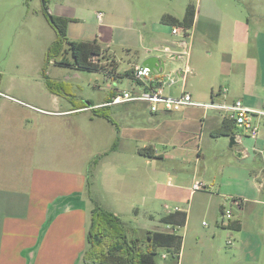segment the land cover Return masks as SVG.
Returning a JSON list of instances; mask_svg holds the SVG:
<instances>
[{"label":"rangeland","instance_id":"obj_1","mask_svg":"<svg viewBox=\"0 0 264 264\" xmlns=\"http://www.w3.org/2000/svg\"><path fill=\"white\" fill-rule=\"evenodd\" d=\"M217 2L224 7L226 0ZM189 3L195 4L198 11L202 7L203 15L205 9L211 6L209 0H0V69L7 70V75L15 72L19 76L20 84L26 88L22 98L34 105L50 110L89 105V110H74L68 117L76 119L73 130L75 145L80 129L84 134V143L88 141L81 154L84 159L88 157L86 171L91 195L94 193L101 197L104 203H109L107 183L111 184L119 178L115 175L117 162L114 158L118 156L119 161L130 160L136 145L154 143L166 158L158 156L154 159L153 189L148 192L147 200L139 202L138 214L126 211L122 219L131 230L139 228L142 238H145L144 228H162L164 224L160 217L179 206L188 212L186 226L179 228L184 235L185 263L212 264L217 262L218 256L226 258L224 251L232 250L236 244L234 235L237 230L226 228L230 220L225 217L222 207L231 209L234 219L241 215L239 207L232 203L234 197L251 193L264 199V186L257 191L255 185L264 180L262 166L238 156V144L231 147L230 136L213 137L202 107L186 112L183 108L157 114H152L142 101L94 107V104L107 102L115 89L124 90L132 86V80L125 75V71L133 68L136 59L126 53V47H133L132 43L139 40L186 39L184 30L179 36L173 35L172 26L163 24L161 17L170 13L183 18ZM45 5L53 16L76 19L70 29L68 27V37L82 41L93 40L97 36L99 40L111 41L114 52L103 49V57L96 59L100 58L101 62L116 59L118 71L123 75L110 78L100 70L59 65L56 54L49 57V48L58 34ZM99 12L102 13V20L98 17ZM247 15L251 19V40H255V27L258 25L264 30V16L256 22V14ZM203 29L205 27L201 23L190 32L193 36L195 34L196 40H200ZM208 29L216 32L211 27ZM191 36L187 40H191ZM66 55L72 60L70 52ZM203 57H206L205 52L198 49L191 55L193 70L187 79V89L193 92L194 99L207 102L212 100L208 76L214 73L221 60L215 54L214 58H209L211 60L203 61L207 65L203 67L205 77L201 78L199 67ZM138 62L142 64L144 59L140 57ZM182 67L183 59H166L167 74L177 76ZM226 69L239 72L236 63ZM9 81L6 77L5 84ZM218 86H213L214 93L218 91ZM172 91L176 93L177 86ZM52 95L56 97L55 102ZM124 105H131L133 110L127 111L124 107L129 106ZM96 109L108 112L110 119L96 115ZM221 114L217 109L206 112V115L219 118ZM85 135L87 138H84ZM115 142H118L122 152L114 153L112 146ZM103 149L110 155H100ZM136 156L139 159H131L132 164L145 166L141 164V157ZM119 161L118 168L129 164ZM141 177L138 168V183ZM195 182L202 183V188L194 189ZM260 212L263 216L261 224L264 225V211ZM229 238L234 240L233 245L227 244ZM157 260L170 264H178L179 261L177 257L163 258L161 254Z\"/></svg>","mask_w":264,"mask_h":264},{"label":"crops","instance_id":"obj_2","mask_svg":"<svg viewBox=\"0 0 264 264\" xmlns=\"http://www.w3.org/2000/svg\"><path fill=\"white\" fill-rule=\"evenodd\" d=\"M209 1L211 6L205 9L204 15L202 7L196 11L191 29L194 31L202 23L205 29L199 36L200 40H196L195 34L193 36L189 31L185 34L186 39L139 40L138 43H132L135 49L126 47V53L136 59L134 66L141 65L138 62L140 57L145 61L153 55L164 60L166 65L167 58L177 59V53L186 49L181 44L182 40H186L190 57L197 49L206 54V57L201 58L199 67L201 78L205 77L203 67L207 63L204 62L214 58L215 54L221 60L214 68V73L208 76L212 99H241L251 108L264 110V30L257 25L255 40H251V19L247 15L256 14V22L264 16V0H226L224 7L219 6L217 0ZM74 22L76 19L70 18L69 29ZM210 27L216 32L209 31ZM226 28L230 32L225 31ZM173 35L179 36L181 32ZM189 36L191 40H187ZM69 38L75 40L74 37ZM82 41H97L103 49L113 51L111 41L99 40L97 36L93 40ZM162 46H169L172 54L163 52ZM233 63L237 64L239 72L226 71ZM0 72V264H84L94 206L114 212L121 218L126 211L138 214L139 202L147 200L148 192L153 189L154 159L158 156L166 158V155L161 154L154 143H147L136 145L131 158L139 159L136 156L139 155L141 164L145 166H136L131 159H126L121 161L129 164L118 168L120 159L116 156L114 171L119 178L111 184L107 183L109 203H104L93 192L91 195V183L86 171L88 157L84 159L81 154L88 141L84 143V134L80 129L75 145L73 130L76 119L68 117L74 110H89V105L57 110L39 107L22 98L26 88L20 84L15 72L7 75V70L3 68ZM177 73L181 74V68ZM6 77L10 79L8 84H5ZM216 84L219 85L218 91L214 93L213 86ZM222 88L227 90L222 91ZM52 96L55 102L56 97ZM104 103L94 104V107ZM124 106H129L124 107L127 111L133 110L131 105ZM192 108H185L184 112ZM147 109L150 111L148 105ZM207 111L204 109L203 116L205 119L208 117L211 132L222 123L224 114L219 118L206 115ZM160 112L167 111L151 113ZM236 129L241 135V140L236 143L237 155L251 159L253 163L258 162L264 172V128L256 137L244 128ZM147 146L155 149V156L139 152L140 148ZM105 150L99 154H108ZM120 152L121 147L118 145L114 153ZM138 168L142 175L139 183L136 178ZM255 185L256 190L260 191L264 180ZM249 194L241 193V215L233 219L241 222L240 229H235L234 248L224 251L226 258L218 256L217 262L212 264H264V225L261 224L263 216L260 212L264 211V199ZM176 209L182 208L175 206ZM166 228L164 225L158 230ZM133 229H137L138 235L142 237L139 228ZM144 230L146 236L148 229ZM233 244L234 240L228 245ZM184 252L182 247L178 264H186Z\"/></svg>","mask_w":264,"mask_h":264},{"label":"trees","instance_id":"obj_3","mask_svg":"<svg viewBox=\"0 0 264 264\" xmlns=\"http://www.w3.org/2000/svg\"><path fill=\"white\" fill-rule=\"evenodd\" d=\"M45 10L50 16L51 23L57 31L58 37L49 48L48 56L57 55L59 65H74L79 69L100 70L107 77H121L116 59H107L101 62L104 50L97 41H78L68 37V24L70 18L66 16H53L48 7ZM196 5L189 3L183 18L170 13L164 14L161 21L165 24L180 26L185 34L192 29L196 16ZM70 52L72 60L66 55ZM131 69L125 75H131ZM2 73H0V82ZM110 99L108 97L107 101ZM86 106V105H85ZM96 115L110 119L108 112L95 110ZM237 125L234 119L224 117L222 123L211 131L213 137L231 136L236 133ZM115 142L112 149H116ZM141 154L155 156L152 146L139 149ZM222 207V211H223ZM160 221L166 225V230H148L145 238L138 235L137 229L131 230L129 225L116 213L95 205L91 211V224L88 234L89 246L84 253V264H170L159 262L157 256L164 250L170 256L179 259L184 235L179 232L188 221V212L176 209L163 214ZM230 228L240 229L241 222L234 220L228 224ZM145 245V247H144Z\"/></svg>","mask_w":264,"mask_h":264},{"label":"built area","instance_id":"obj_4","mask_svg":"<svg viewBox=\"0 0 264 264\" xmlns=\"http://www.w3.org/2000/svg\"><path fill=\"white\" fill-rule=\"evenodd\" d=\"M102 20V13H98ZM183 30L180 26H173L172 33L178 34ZM181 44L186 47L183 52H178L177 57L184 60V67L181 68L180 75L166 73V67H160L158 70L148 65H135L132 68L131 75L132 86L128 89H115L110 95V99L105 102L106 105H116L133 101H142L148 105L151 112L159 111L175 112L187 107H202L205 110L217 109L224 114V117L234 119L237 127L244 128L248 133L256 137L264 125V110L251 108L244 104L241 99L232 101H211L203 102L194 99L192 92L187 89V79L192 72L189 66V48L186 40ZM161 50L172 54L169 46H162ZM177 86L178 91L174 93L172 88ZM222 88V91H226ZM237 140H241V135L235 133ZM202 188V183L195 182L194 189ZM232 203L241 207L240 198L234 197ZM223 213L230 222L233 221V212L229 208H223ZM167 228H170L169 226ZM232 239H228V244H232ZM163 258L168 256L167 252L161 254Z\"/></svg>","mask_w":264,"mask_h":264},{"label":"water","instance_id":"obj_5","mask_svg":"<svg viewBox=\"0 0 264 264\" xmlns=\"http://www.w3.org/2000/svg\"><path fill=\"white\" fill-rule=\"evenodd\" d=\"M144 65H148L154 69H159L160 67H165V61L162 60L160 57L158 56H149L148 58H146V60L143 62ZM238 142L237 138H236V134H233L230 136V146H234L236 143Z\"/></svg>","mask_w":264,"mask_h":264}]
</instances>
